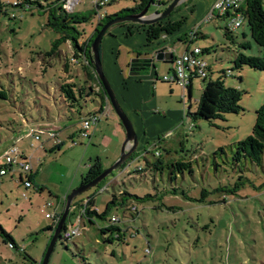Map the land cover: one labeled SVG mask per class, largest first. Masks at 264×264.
<instances>
[{"label":"rangeland","instance_id":"obj_1","mask_svg":"<svg viewBox=\"0 0 264 264\" xmlns=\"http://www.w3.org/2000/svg\"><path fill=\"white\" fill-rule=\"evenodd\" d=\"M22 1L0 0V4ZM53 1L56 0H50ZM171 1L155 0L147 14L163 12ZM193 2L195 0L180 2L163 24L179 18L191 21L198 15L200 17L203 6L198 5L192 15ZM212 4L194 24L199 26V33L204 37L192 44V47L208 50L202 54L209 67L206 81L193 80L191 99L188 100L187 89L183 91L176 85L160 83L168 68L161 61L155 62V72L159 76L160 115L165 110L174 112L177 115L175 124L137 141L139 147L134 152L137 155L135 160L104 181L103 187L108 191L100 192L103 187H94L76 200L94 196L93 210L102 214L111 200L112 191L118 189L138 198L147 195L152 198L134 204L138 209L134 221L124 209L116 207L104 220L94 217L93 223H87L86 231L82 230L79 237L70 241L59 238L47 264H264V156L259 166L248 160L242 163L232 161L234 144L251 135L256 111L264 105V72L248 67L234 71L233 60L237 50L248 56L260 57L262 53L251 40L246 22L235 33V44L224 38V19L214 17L203 23ZM135 5L134 0H110L104 11L110 16ZM262 8L264 10V0ZM7 10V15L0 13V91L6 96L5 100L0 99V156L14 143L15 138L8 137L20 129L25 119L30 124H48L63 145L57 150L53 140L46 137L41 141L43 147L37 142L36 149L30 148V140L27 147L26 140L18 144L19 149H27L34 159L41 160L37 170L40 179L36 182L44 189L24 190L17 182V170L1 178L0 227L17 248L9 249L3 243L0 231V264H31L30 260L40 264L53 233L50 228L54 225V220L46 218V214L61 212L58 198L81 185L82 177L96 157L102 159L105 169L116 161L112 162V152L117 149L112 122L119 125V120L110 107L109 117L103 115L97 123L99 125L96 124L98 130L92 142L82 138L79 119L97 112L99 100L92 97L82 102L80 113L60 103L57 86L64 77L65 59L71 58L70 44L61 43L58 54L51 55L52 44L58 35L46 27L47 16L35 6L30 9L8 7ZM94 13L89 0H80L74 7V15L88 17L87 22L72 25L80 35L79 41L88 40L95 32L97 19ZM185 23L179 33L169 37L178 38L195 29ZM134 24H116L108 29L100 44L101 63L109 59L114 64V52L117 51L120 52L119 63L126 60L131 43L138 41V37L126 35L127 29L134 32L132 35L138 33L136 29L140 26ZM243 42H248L250 49H239L238 45ZM163 45H167L164 39L156 49L162 50ZM181 50V44L177 43L176 52ZM222 72H226L225 86L243 92L240 101L243 112L227 114L224 120L192 122L186 117L188 111H196L205 84L217 80ZM183 93L185 100L182 99ZM140 120L146 134L149 125L141 117ZM120 128L119 132L125 138L124 130ZM153 130L156 132L157 128L153 127ZM25 135L19 134L16 139L22 140ZM162 138L159 157L146 154L145 150L152 148L148 146ZM124 140L119 144L118 157ZM158 161L162 165L155 167ZM177 162L186 163L188 167L179 168L175 165ZM138 166L143 168L142 173L127 176ZM202 191H205L203 195ZM49 203L54 207L48 208ZM112 217L120 220L117 226L123 231V241L115 240L113 234L99 231L109 225ZM110 236L114 240L107 242Z\"/></svg>","mask_w":264,"mask_h":264},{"label":"trees","instance_id":"obj_2","mask_svg":"<svg viewBox=\"0 0 264 264\" xmlns=\"http://www.w3.org/2000/svg\"><path fill=\"white\" fill-rule=\"evenodd\" d=\"M40 1L44 4L42 5ZM136 5L132 9L122 10L113 15H105L100 21L97 22V28L93 35L86 41H79V33L76 31L72 25L85 23L88 21V17L85 16H77L73 13H67L62 7V3L59 0L50 2V0H39L35 2H31L29 0H23L22 3L13 6V4L6 5L0 4V13L7 15L8 7L16 8V7H25L30 9L35 6L39 11L47 16L46 27L54 31L58 38L52 44V49L50 54H58L59 45L61 43H69L72 53L71 58L65 59L63 64V73L64 77L61 82H59L57 86V91L59 94V101L67 109L76 110L77 113H80V109L82 107L81 103L86 102L88 99L92 97H96L99 100V112L105 106H110L109 101L106 98L105 92L97 79L94 68L90 63L91 54H90V45L95 38L97 32L109 21L114 18L124 17L131 14H137L141 12L149 0H134ZM154 3L155 0H153ZM159 3V2H157ZM176 11V9H175ZM240 12L243 14L245 22L247 23L249 29V35L251 40L261 49L262 55L258 56H248L243 54L242 52L237 50V55L233 60L232 70L241 71L243 67H248L255 71H263L264 72V10L262 8V0H246L244 4L240 8ZM95 15V14H94ZM13 16V15H12ZM14 19V17H11ZM185 22L184 18L175 21V22H167L163 24L162 22L157 23V26H149L140 28H144V32L146 35V46L153 44L158 41L162 35L171 36L176 33ZM199 26L195 27L190 33L182 34L178 37V41L183 43H193L200 36ZM224 38L230 42L231 44H235L234 36L235 32L229 31L226 26L223 27ZM128 34H132V30L128 29ZM245 37V35H242ZM239 49L248 50L250 49V44L248 42H243L238 45ZM100 53V50H99ZM203 53H208V50H202ZM137 56H140L141 53L137 52ZM101 59V54H100ZM148 63L147 60H145ZM78 67L79 71L82 73L83 78H77L76 81H71L73 77L72 67ZM209 70V67H208ZM70 73V74H69ZM133 74L134 70L132 71ZM69 74V75H68ZM68 75V76H67ZM226 77V72H222V75L215 81L209 80L201 93V96L198 100L197 109L194 113L188 111L186 117H188L192 122L197 120H205L208 122L214 120H224V116L227 114H235L238 115L243 112V109L240 106V101L243 92L227 87L224 84L223 78ZM207 79V78H206ZM206 79H202L206 81ZM188 90V100L191 99V91H192V82L186 87ZM0 99L5 100L6 96L3 91H0ZM49 111L48 109H46ZM190 110V109H189ZM96 113V112H94ZM82 121V120H81ZM80 121V123H81ZM25 122H28L25 119ZM79 123V124H80ZM120 125V123H119ZM121 126V125H120ZM13 131L11 134L15 133ZM80 133V129H79ZM11 136V135H10ZM9 136V137H10ZM8 137V138H9ZM63 143L55 145L57 150L61 149ZM151 150H145L146 154L157 152L159 157V146L155 145ZM220 152H224L223 149H219ZM155 155V154H154ZM156 156V155H155ZM264 156V105L256 111L255 124L252 129V133L246 139L239 141L233 146L232 153V161L234 163H242L243 160H248L250 163L255 164L257 166L261 165L262 159ZM137 157L136 154L132 155L121 167L119 168L123 171L126 166L135 160ZM162 165L161 162H157L154 166L158 167ZM179 168H187L188 164L183 162H177ZM105 168L101 165L100 159L96 158L93 163L89 166L87 173L81 179V185H85L92 180H94L97 176H99ZM143 168L141 166L135 167L134 171L130 172V174H138L142 173ZM113 174V173H112ZM111 174V175H112ZM110 175V176H111ZM20 180L23 178L28 179L30 182V188H34L35 191H39L44 189L41 186H36L33 182L34 175L33 172L30 175H22L20 174ZM108 178V177H107ZM18 184H22V182ZM106 180V179H105ZM104 180V181H105ZM104 181L98 184L96 187L101 189L104 185ZM22 186V185H21ZM23 187V186H22ZM236 188L238 185L235 186ZM105 191H108L106 189ZM205 191H202V195ZM152 198V196H145L144 198H138L137 196L130 195L121 189H118L117 192L112 191L111 200L106 204L104 212L102 214H98L93 210L94 206V196H86L85 198H81L79 200H74L71 205V209L69 210L68 216L63 225L62 231H64L67 226L73 224V220H79L81 222V226H83L84 231L87 229V223L92 224L94 221V217L98 219L104 220L105 216L112 208H122L125 213H127L130 217L131 221H134L138 216V209L136 207L137 203H142L144 200ZM66 199V198H65ZM65 199L62 202V207L60 213H54V225L50 228V230H54L57 222L60 220L61 214L64 209ZM86 200V205L83 206V202ZM83 209V211H81ZM112 218H115L116 221L112 222ZM109 220V225L105 228L99 229L101 234H113L115 235V240L123 241V231L117 225L120 223V220L117 217H112ZM1 236L3 238V243L7 244L8 248L11 250L16 249V244L13 239L6 234L0 227ZM136 235V234H135ZM61 238V235L60 237ZM58 238V239H59ZM57 239V240H58ZM63 239V238H61ZM114 239L110 236L106 241L112 242ZM65 240V239H63ZM70 241V240H65ZM149 253V251L147 250ZM29 259V258H28ZM30 260V259H29ZM31 264H39L33 260H30ZM41 264V263H40Z\"/></svg>","mask_w":264,"mask_h":264},{"label":"crops","instance_id":"obj_3","mask_svg":"<svg viewBox=\"0 0 264 264\" xmlns=\"http://www.w3.org/2000/svg\"><path fill=\"white\" fill-rule=\"evenodd\" d=\"M213 1H215V0H195V2H193L194 9L192 11V15L195 14L198 5L203 6V9L201 10V13H200L201 15H200V17L198 15V17L192 19L191 21L185 20L186 23L185 22L184 23L186 25L189 24L191 26L192 25L194 26V24H197V22H199V20H201V18H202L201 16H203V14H205V12L207 11V9L209 8V6L212 4ZM178 20H180V18ZM178 20H171L170 22H175ZM137 26H140V25H137ZM196 26H194V27H196ZM127 30H126V35H131L133 37L136 36V37H138V41L134 42V40H133V42L131 43V45L129 47V51L126 53V60L122 63H119L120 52L117 51V52H114L115 53V63L111 64L109 59H107V60H105V62L102 61L101 67H102V72H103L106 80L108 81L117 101L119 102L121 108L123 109V111L127 115L128 119H129V121L133 127V130H134L136 137H137V141L140 142L144 139L145 136L149 137V135L153 136L154 134L161 133L166 128L174 125L175 124V118L177 117V115L175 116L174 112L169 111V110H165L162 113V115H160V110L158 108V100H159V96H158L159 88L158 87L159 86H157V83L159 82V76L155 72L156 71L155 62H159V61L154 60V55H156L158 52L170 53L172 55L171 60H162L161 61L168 68L167 74L164 76H168L169 74L172 73V69H173L172 60H173V58L175 56H178V55L182 54L183 52L193 48L194 46L192 47V44L194 42L193 43H190V42L183 43V42H180L178 40L173 42L174 39H178V38H170L168 36L162 35L158 41L154 42L153 44H151L149 46H146V35L144 32V28L136 29V31H138V33L133 34V35L128 34ZM180 31H181V29H179L176 33H179ZM176 33H174L173 35H175ZM199 36L204 37V35L202 33ZM133 37H131V39ZM162 39L165 40V43L167 45H163V48H161L162 50H160L159 48L156 49L157 44L160 45ZM177 43H180L182 46V50L180 51V53L176 52V44ZM137 52H140L141 55L137 56V54H136ZM143 59H146L148 61V66L146 68H143V69L130 68L131 62H133L134 60L138 61V60H143ZM150 60H152V61L149 62ZM133 70H134V72H136L135 74L132 73ZM70 73H73V77H72L71 81H76L77 78H79V79L83 78L82 73L79 71L78 67L74 66L73 71ZM160 83L163 84L164 82L160 81ZM169 90H170V93H172L171 87ZM185 98H186V96L183 93L182 99L185 100ZM60 103H61V101H60ZM48 112L49 111H47V113ZM93 113H89V114H93ZM108 115H110V111H109ZM86 116L81 117L79 119V123ZM105 117H107V116H105ZM140 117H141V119L144 120L146 125H149V127H147L146 134L142 131V122L140 120ZM108 122H106L107 126H108ZM33 124H35L37 127H34L35 125H33ZM97 125H99V124H97ZM112 126H113L114 132L116 134V142H115L114 146H117L116 151L114 150L112 152V158H113L112 162H113L114 160H117L118 148L120 147L119 144H121L125 138L119 132V131H121V130H119V128L121 127L120 125H117L115 122H112ZM79 127H80V124H79ZM153 127L157 128L156 132H154ZM47 130H53L54 131V129H52L48 124H45V122L44 123H38V124H36V123L30 124L29 122H21L20 129L18 131H16L15 133L11 134L9 139L15 138V140H17L16 138L18 137L19 134L21 135L23 133H26V135H25L26 137L24 139H22L21 141H19L17 143V146L19 148L18 144H21L22 142H24V140H26V147H27L28 146V144H27L28 140L32 141L30 136H29V134L31 132H34V133L35 132H45ZM97 130H98V126L95 125L92 128L91 133H90V137H89L90 142H92L91 140L95 137ZM43 137H46V135L45 134L41 135L40 143H41V141L43 142ZM103 138H105V135L103 136ZM163 140H164V138H162L161 140L157 139V142L150 144L148 147H151V146L153 147L155 145L159 146L160 142ZM39 147H43V143H41ZM137 147H139V144ZM20 151L22 152V154L24 156L30 157L32 160L33 175L35 176L34 180H33L34 184L36 186L43 187L41 185V183L36 182V179H40V177L37 174V170L41 166V160L39 158L34 159L32 154H29L27 152V149H24V150L20 149ZM96 158H99V157H96ZM109 158H110V155H109L108 159ZM99 159H100V162L102 165V159L101 158H99ZM18 179L20 180V176H18ZM66 197H67V195H65L61 198H58L57 201H58V207L59 208L62 207V202Z\"/></svg>","mask_w":264,"mask_h":264},{"label":"built area","instance_id":"obj_4","mask_svg":"<svg viewBox=\"0 0 264 264\" xmlns=\"http://www.w3.org/2000/svg\"><path fill=\"white\" fill-rule=\"evenodd\" d=\"M31 2L39 0H29ZM95 9V17L97 22L100 21L105 15L104 9L110 4V0H89ZM246 0H215L211 6L210 12L206 18V21H210L212 18L216 17L218 19L225 20V26L229 31L235 32L238 31L243 24L245 19L243 14L240 12L241 6ZM80 2V0H62V7L67 13H73L74 7ZM18 2H14L13 6L17 5ZM40 3L44 5L41 1ZM20 4V3H18ZM173 69L172 73L168 76L162 78V82L176 85L180 87L183 91L186 90V87L193 82L194 79H206L208 77V64L202 56V50L198 47H193L182 54L175 56L172 60ZM110 111V106H105L99 112L89 114L82 119L80 123V136L84 139L90 137L92 128L98 123L100 117L108 116ZM45 134L49 140H53L55 145L60 144L61 142L57 139L56 133L53 130H47L45 132H31L29 134L31 138L30 148L34 149L35 144L40 142L41 135ZM21 141L19 138L14 141V143L7 146L0 156V185L1 178L6 176L8 173H13L15 170L18 171V174L30 175L33 172V163L30 157H26L22 154L20 149L17 146V143ZM75 145V143H73ZM156 156L157 152L154 153ZM19 183V179H17ZM24 190L30 189V182L28 179L23 178L20 180ZM107 188L103 187L100 192L105 191ZM24 199L26 195L23 194ZM86 205V200L83 202V206ZM53 203L47 205L48 208H52ZM71 209V208H70ZM83 211V209H81ZM46 218L54 219V214H46ZM76 222L67 226V228L61 233V238L65 240H72L76 237H79L84 230L83 226L80 225V221L77 219ZM116 221L115 218H112V222ZM147 252V251H146Z\"/></svg>","mask_w":264,"mask_h":264},{"label":"water","instance_id":"obj_5","mask_svg":"<svg viewBox=\"0 0 264 264\" xmlns=\"http://www.w3.org/2000/svg\"><path fill=\"white\" fill-rule=\"evenodd\" d=\"M183 0H172L171 3L166 7V9L159 13L155 12L153 14L148 15L149 8L155 3L153 0H149L145 8L137 13V14H131L124 17H118L114 18L113 20L106 23L96 34L95 38L93 39L91 45H90V54L91 59L90 63L94 68L95 75L97 79L99 80L106 98L109 101L110 107L113 109L115 115L117 116L120 125L122 126L125 134V140L121 146L120 154L118 159L107 169H105L99 176H97L94 180L91 182L80 185L76 190L72 191L70 194L67 195L65 199V205L63 212L61 214L60 220L57 222L55 229L53 230L49 245L46 250V254L44 255L43 261L41 264H47L48 259L50 257V254L52 252V249L57 241V239L60 237V234L63 229V225L65 223V220L68 216L69 210L71 208L72 202L79 196L86 193L88 190L96 187L98 184H100L102 181H104L107 177H109L113 172L118 170L123 163H125L135 152L137 148V137L133 130V127L121 108L119 102L117 101L108 81L106 80L101 67V59H100V44L101 41L108 31V29L116 24H123V23H135L142 26H151L154 25L162 20L167 19L172 11L178 6L180 2ZM172 55L170 53H162L158 52L156 55H154V60L156 61H162V60H171ZM150 60L149 62H151ZM137 65L134 62L130 63V68H135ZM148 65H145L144 68H146Z\"/></svg>","mask_w":264,"mask_h":264},{"label":"flooded vegetation","instance_id":"obj_6","mask_svg":"<svg viewBox=\"0 0 264 264\" xmlns=\"http://www.w3.org/2000/svg\"><path fill=\"white\" fill-rule=\"evenodd\" d=\"M164 20L160 21V22H163ZM159 23V22H158ZM142 25H140L141 27ZM151 26H157V23L154 24V25H151ZM145 27H149V26H145ZM146 59H143V60H134L133 62L137 65L135 68H138V69H143L145 65H148V63H146L145 61Z\"/></svg>","mask_w":264,"mask_h":264}]
</instances>
